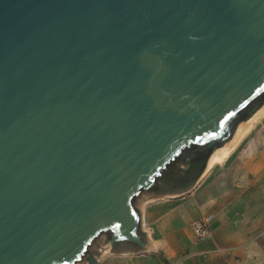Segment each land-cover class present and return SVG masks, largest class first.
Segmentation results:
<instances>
[{"label": "water", "instance_id": "water-1", "mask_svg": "<svg viewBox=\"0 0 264 264\" xmlns=\"http://www.w3.org/2000/svg\"><path fill=\"white\" fill-rule=\"evenodd\" d=\"M263 104L264 0H0V264L145 252Z\"/></svg>", "mask_w": 264, "mask_h": 264}, {"label": "crops", "instance_id": "crops-1", "mask_svg": "<svg viewBox=\"0 0 264 264\" xmlns=\"http://www.w3.org/2000/svg\"><path fill=\"white\" fill-rule=\"evenodd\" d=\"M240 142L187 192L141 199L135 208L150 243L145 252H111L103 237L89 249L97 264H264V192L247 188L253 166L264 163V153L256 162L239 158L234 150ZM240 150L248 157L256 151L253 146ZM253 198L261 201L254 203ZM208 217L211 237L195 240L190 223Z\"/></svg>", "mask_w": 264, "mask_h": 264}, {"label": "rangeland", "instance_id": "rangeland-1", "mask_svg": "<svg viewBox=\"0 0 264 264\" xmlns=\"http://www.w3.org/2000/svg\"><path fill=\"white\" fill-rule=\"evenodd\" d=\"M245 146H253L256 149V151H253V156L248 157L242 153L240 149L244 148ZM234 151H235L234 153L237 156H239V158H242V159L249 158L253 160L254 159L257 160L258 157L262 155L261 153H264V112L256 120L255 124L251 127L248 133L243 137L242 141L240 142V144L236 147ZM255 160L254 162H256ZM170 170L172 172H175L177 170H185V164L183 161L178 160L172 164V166L170 167ZM252 170L253 172L251 173V175L249 176L247 180V188L251 192L252 190H259V192L263 193L264 192V163L260 167L253 166ZM153 194L154 193H151V192H142L141 197L135 199L134 206L138 205L141 199H143L144 197H147ZM251 201H254V203H256L261 200L257 198H253L251 199Z\"/></svg>", "mask_w": 264, "mask_h": 264}, {"label": "bare ground", "instance_id": "bare-ground-1", "mask_svg": "<svg viewBox=\"0 0 264 264\" xmlns=\"http://www.w3.org/2000/svg\"><path fill=\"white\" fill-rule=\"evenodd\" d=\"M263 105L261 106L262 108L260 107L250 118H248L243 124H241L237 128L232 140L229 142V144L224 149L218 151L217 153H215L213 156H211L208 159L206 169L210 168L215 162L221 161L224 158V156H226V154L228 152H230L235 147V145L240 142V140L243 138V136L251 129V127L255 124L256 120L264 112V106ZM82 261H84V260H82Z\"/></svg>", "mask_w": 264, "mask_h": 264}, {"label": "built area", "instance_id": "built-area-1", "mask_svg": "<svg viewBox=\"0 0 264 264\" xmlns=\"http://www.w3.org/2000/svg\"><path fill=\"white\" fill-rule=\"evenodd\" d=\"M210 218H202L190 223L189 229L195 240L202 241L211 237V229L209 226Z\"/></svg>", "mask_w": 264, "mask_h": 264}]
</instances>
